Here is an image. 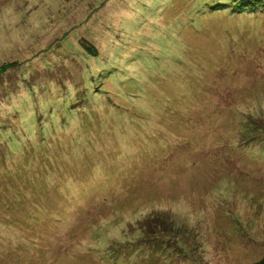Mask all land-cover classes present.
I'll return each mask as SVG.
<instances>
[{"label": "rangeland", "instance_id": "rangeland-1", "mask_svg": "<svg viewBox=\"0 0 264 264\" xmlns=\"http://www.w3.org/2000/svg\"><path fill=\"white\" fill-rule=\"evenodd\" d=\"M213 2L0 0V264L264 255V11Z\"/></svg>", "mask_w": 264, "mask_h": 264}, {"label": "trees", "instance_id": "trees-1", "mask_svg": "<svg viewBox=\"0 0 264 264\" xmlns=\"http://www.w3.org/2000/svg\"><path fill=\"white\" fill-rule=\"evenodd\" d=\"M213 1H214L213 3L209 4L212 7V9L210 8L208 10H210L212 12L216 9L217 13H215V14H220L221 12H224L225 14L228 13V17L232 16V14L235 17H238L239 15H242V14H250L251 17L256 15V17H258L259 14H261L264 11V0H213ZM206 5L207 4H205L204 7H202V8H203L204 13H207V15H209L208 12H210V11L207 10ZM214 17L217 19L216 15H214ZM205 18H206V14H205ZM78 32L79 31H76V33H78ZM53 33L51 35L52 39H54L53 35L56 32L54 34ZM94 35L95 34H92L91 36H88V37H84V36L83 37L82 36H80V37L76 36L75 37L74 36L76 38V41L74 42V44H70V42H68L66 40V39H68V34L66 35L65 38H62L61 41H59V42H56L55 40H52V41L49 40L45 43L49 42L47 44L48 45L47 51H54V50L57 51V50L61 49L62 51H65V50L70 51V53L72 54V51L70 50V48H72V49H75V55L81 57L82 60H84L86 58V56H97L100 54V47L92 39V38H94ZM44 45L46 46V44H44ZM41 47H44V46L42 45ZM41 47L39 46V48H41ZM60 55H59V59L55 61L56 63H60V61H63V59L61 58ZM50 60H51V58L49 60L46 59L47 63H44L45 67L47 65L56 64L54 61L50 62ZM13 63H8V64L4 63L1 67V70H6L8 67L12 66ZM36 130H33V131L31 130L30 132H32L33 134H36L37 132L40 133L39 130H37V131ZM251 130L253 131V133L255 132V133L260 134L259 137L254 136L253 134L250 136V138H252V141L254 144L257 141L258 145H260V148H259L260 150L257 152L253 151V155L260 156L263 158L264 157V127L262 128L260 126V124H255V126H253L251 128ZM2 133H3V131L0 130V134H2ZM2 143H3V147H4L3 151H6V152H4L5 155L8 158H12L13 155L16 154L14 152L15 148H13V149L11 148V144H10V142H8V140H6ZM250 143H251V145H254V144H252V142H250ZM6 164H7L6 166H8L7 161H6ZM6 173H8V172H5V174ZM105 180H107V179H105ZM247 264H264V255L260 259L253 261V262H250V263H247Z\"/></svg>", "mask_w": 264, "mask_h": 264}, {"label": "bare ground", "instance_id": "bare-ground-1", "mask_svg": "<svg viewBox=\"0 0 264 264\" xmlns=\"http://www.w3.org/2000/svg\"><path fill=\"white\" fill-rule=\"evenodd\" d=\"M149 67V66H148ZM69 201V200H68ZM64 203H66V202H64ZM51 213H53V212H51ZM152 236V235H151Z\"/></svg>", "mask_w": 264, "mask_h": 264}]
</instances>
